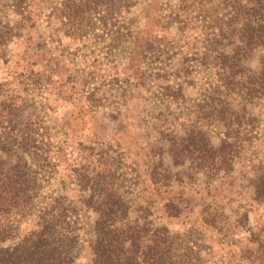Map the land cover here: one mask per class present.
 <instances>
[{
  "label": "rangeland",
  "instance_id": "374dc122",
  "mask_svg": "<svg viewBox=\"0 0 264 264\" xmlns=\"http://www.w3.org/2000/svg\"><path fill=\"white\" fill-rule=\"evenodd\" d=\"M55 1L26 0L24 9L31 18L16 24L10 20L14 16L11 0H0V31L9 27L10 37L0 52V101L12 96L20 104L19 97L24 95L33 101V107L28 102L25 110L35 113L43 140L49 142L38 143V148H49L57 170L43 181L41 193L43 200L58 197L78 208L81 241L77 264H91L88 238L95 217L79 201L88 191L81 189L73 170L82 144L106 150L111 171L117 176V190L132 206V216L144 212L156 224L197 238L204 245L208 263L248 264L238 246L229 244L204 221L200 204H223L226 211L239 212L236 232L243 242L251 238V231L264 227V205L252 198L249 182L255 176L254 166L264 163V103L254 101L246 106L259 118L253 153L208 183L200 176L187 180L186 165L173 166L170 154L164 151L163 162L170 174L183 180L171 177L164 191L155 192L144 155L148 144H161L166 150V138L203 122L202 118L190 122L175 112L185 111V104L202 98L200 92L214 79L211 63H202L201 57L208 46L207 16L219 12L220 2L205 7L204 17L197 0L190 2L189 14L182 16L174 12L182 8L178 7L180 0H125L130 7H122L118 17H105L107 7H101L94 22L83 23L80 36L73 37L49 16ZM105 1L104 5L110 2ZM181 19L186 23L183 31L178 28ZM118 25L121 35L117 39ZM252 61L256 67L255 58ZM179 85L185 104L180 99L182 107L175 110L171 104L166 111V94L177 92ZM239 100L237 97L233 103L239 104ZM204 129L219 135L223 131L217 123L206 124ZM27 161H31L29 156ZM167 200L176 205L171 214L164 206Z\"/></svg>",
  "mask_w": 264,
  "mask_h": 264
},
{
  "label": "trees",
  "instance_id": "16d2710c",
  "mask_svg": "<svg viewBox=\"0 0 264 264\" xmlns=\"http://www.w3.org/2000/svg\"><path fill=\"white\" fill-rule=\"evenodd\" d=\"M213 1H196L204 17L208 11L205 7L212 6ZM216 1L220 2V10L207 16L208 46L201 57L202 63H211L214 79L200 92L202 98L190 105L184 103L181 85L177 92L166 94V111L171 104L175 110L182 107L181 99L186 110L176 115L190 122L202 118L203 122L166 138V150L161 144H148L144 155L148 157V178L155 192L164 191L171 177L183 180L170 174L163 162L164 151L170 154L173 166L186 165L183 168L188 170L184 172L187 180L195 181L200 176L208 183L229 173L234 162L250 156L258 139L259 118L246 106L254 101L264 103V0ZM11 2L14 16L10 20L21 24L31 18L24 9L26 0ZM105 2L57 0L49 16L59 21L64 33L77 37L82 24H92L101 7H107L105 17H118L122 7H130L125 0H110L108 6ZM190 2L193 0H180L178 7L182 8L174 9L175 15L189 14ZM212 9L215 8L211 7V12ZM178 22L183 31L186 23L182 19ZM118 27L117 39L121 35ZM8 30L9 27L0 31V52L10 39ZM254 58L256 67L251 65ZM237 97L240 105L233 103ZM19 98L20 104L12 96L0 101V264H77L81 241L78 208L58 197L43 200V181L57 172L56 163L51 161L49 148H38V143L49 142L43 140L41 122L35 113L25 110L28 102L33 107L32 99L27 95ZM209 123L220 125L222 134L204 129ZM107 155L106 150L82 144L80 158L73 167L79 186L88 191L79 201L95 213L88 238L91 264H212L207 262L204 245L197 238L156 224L144 212L131 215L132 206L117 190V176L111 171ZM254 168L255 176L249 179L252 198L264 205V163ZM202 205L204 221L229 244L238 246L248 264H264V227L251 231V238L243 242L236 232L241 220L239 212L226 211L223 204ZM164 206L169 214L176 209L170 200Z\"/></svg>",
  "mask_w": 264,
  "mask_h": 264
}]
</instances>
